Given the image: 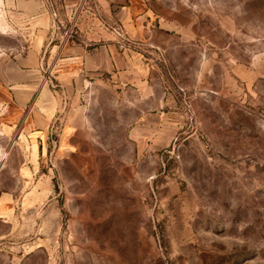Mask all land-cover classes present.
Masks as SVG:
<instances>
[{
    "label": "rangeland",
    "instance_id": "1",
    "mask_svg": "<svg viewBox=\"0 0 264 264\" xmlns=\"http://www.w3.org/2000/svg\"><path fill=\"white\" fill-rule=\"evenodd\" d=\"M19 1L0 0V264H264V0H134L136 38L124 0ZM33 3L55 42L29 58ZM79 16L141 82L61 75Z\"/></svg>",
    "mask_w": 264,
    "mask_h": 264
},
{
    "label": "crops",
    "instance_id": "2",
    "mask_svg": "<svg viewBox=\"0 0 264 264\" xmlns=\"http://www.w3.org/2000/svg\"><path fill=\"white\" fill-rule=\"evenodd\" d=\"M15 7L18 9L21 8L22 2L19 0H12ZM124 4L121 5L120 17L123 16V24L127 32L133 37L136 38V35L139 36L141 32V26L137 24L140 16H135V3L134 0H129L132 4L130 6L128 0H124ZM149 0H136L137 4L144 6L143 11L147 9ZM160 2H166L160 0ZM167 3V2H166ZM32 4V3H31ZM134 6V7H133ZM41 6L33 3V7L25 5L30 14L31 20L29 23H34L38 19V23L35 24L34 28L37 32H33V35H29L30 44L28 46V55L29 58L41 55L42 51L47 47L53 46L55 41L51 33V22L48 16V12L45 13L47 9L36 14L38 12L37 8ZM134 11V14L132 13ZM40 20V21H39ZM34 26H28V29H32ZM39 26V27H36ZM41 26V27H40ZM74 26L77 27V33L69 34L65 30L64 35L62 34V40H59L58 43L54 44L55 49L59 53L57 64L59 65V70L62 76L68 77L69 75H101L109 74L116 76H123L122 79H129L130 75L136 80V82H141L145 77L146 65H143V61L138 59V57L130 52L128 49L120 48L115 40V37H102L99 34H95L91 30V23L85 24L81 17L74 20ZM89 27L91 31H86L84 28ZM143 28H146V24L143 25ZM84 31L80 33V31ZM50 50V48H49ZM28 58V59H29Z\"/></svg>",
    "mask_w": 264,
    "mask_h": 264
}]
</instances>
